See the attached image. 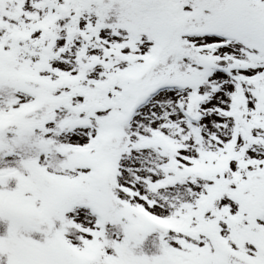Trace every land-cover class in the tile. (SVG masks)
<instances>
[{"label": "snow or ice", "instance_id": "obj_1", "mask_svg": "<svg viewBox=\"0 0 264 264\" xmlns=\"http://www.w3.org/2000/svg\"><path fill=\"white\" fill-rule=\"evenodd\" d=\"M0 264H264V0H0Z\"/></svg>", "mask_w": 264, "mask_h": 264}]
</instances>
